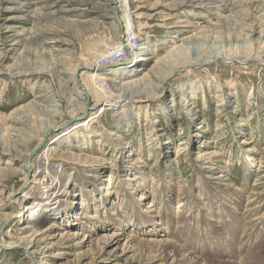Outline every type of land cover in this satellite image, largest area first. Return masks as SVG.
<instances>
[{"label":"rangeland","instance_id":"obj_1","mask_svg":"<svg viewBox=\"0 0 264 264\" xmlns=\"http://www.w3.org/2000/svg\"><path fill=\"white\" fill-rule=\"evenodd\" d=\"M78 1L17 0V4L24 5L26 13L0 16V54L5 56L0 58V140L12 138L14 132L8 130L12 120L23 124L25 134H29L24 140H29V136L37 140L45 125L37 116V109H53L58 99L63 100L51 72L62 69L71 73L81 63L77 58L89 49L87 38L91 35L97 36L105 46L115 43L113 26L100 25L93 30L87 25L88 21H96L94 14L79 17L65 13L76 8ZM247 2L238 0V5ZM160 3V0H147L141 6L148 9L137 11L143 17L135 20V31L142 36L130 52L149 47L139 58L146 57L145 51L151 53L152 47L157 50L156 57L162 59L173 47L181 45L174 38L189 37L196 31L193 28L183 33L167 32L163 25L170 16L158 9ZM6 7L11 6L0 2L1 9ZM227 8L195 16L193 22L200 27L215 23L217 17L231 15ZM33 13L40 15L31 20L25 17ZM45 14L51 18L43 20ZM144 26L147 28L141 29ZM40 31L67 34L60 35L55 46H46L40 45L35 35ZM30 32L33 37L27 39L30 44L26 48L24 44L8 48L9 43L3 41L5 35L22 33L27 38L25 33ZM248 34L244 30L228 39L210 36L186 45L192 51L198 48L203 55L235 52V49L243 52L250 48L246 44L251 43L245 37ZM250 40L253 49L263 42L253 34ZM69 42L75 45V53L71 52ZM239 52L228 62L215 58L187 66L173 74L164 88L150 95L128 96L133 93H127L130 105L122 106V112L105 110L89 130L75 131L76 135L83 133L77 138H84L78 147L72 138L67 145L63 144L65 141H57L58 149L54 156L52 153L54 168L60 184L71 180L75 196L53 192L52 198L61 197L67 211L61 219L63 224L52 219L45 224L56 226L48 239L52 249L35 248L36 262L182 264L171 253L159 254L157 248L162 250L161 245L167 243V247L175 245L182 255L197 264H264V56L246 58ZM154 64L149 63L148 69ZM141 68L137 73L118 78L110 74L107 83L112 87L111 95L122 97L115 83L146 78L147 67ZM37 70L43 72L32 73ZM26 71L30 74L25 75ZM67 88L66 85V91ZM74 93L71 97L79 101ZM65 110L69 113L73 108L68 105ZM91 113L76 109L73 115L80 116L74 120L80 122ZM60 114L65 120L64 113ZM51 122L56 128L38 144L33 157L58 134L60 118L55 117ZM23 151L18 147L14 156L4 155L0 144V236L6 242L15 241L11 235L24 225V219L18 224L2 223L12 212L9 205L32 188V177L21 182L26 153ZM60 154H67V159L59 162ZM11 171L16 172L14 177H10ZM9 194L14 198L8 199ZM75 200L78 205L68 204ZM0 250V264H31L19 247Z\"/></svg>","mask_w":264,"mask_h":264},{"label":"bare ground","instance_id":"obj_2","mask_svg":"<svg viewBox=\"0 0 264 264\" xmlns=\"http://www.w3.org/2000/svg\"><path fill=\"white\" fill-rule=\"evenodd\" d=\"M146 1L147 0H80L78 1L79 3L77 2L78 4L76 8H72L71 10H66L65 13L72 14L73 16L78 15L79 17H82V15L87 16L90 14H94L96 21L95 22L88 21L87 22L88 24L86 23L93 30L98 29L100 25L113 26L115 43L112 46H105L100 42L97 36L91 35L87 38L89 40L88 42L90 45V47L88 46L89 49L86 48L87 51L80 54L77 60L81 61V63L79 65L77 64L74 67V69H72L71 73L63 71L62 69L53 70L51 72V74L55 77V79H57L58 86L61 88V94L63 100L58 99L57 105H54L56 109L55 108L37 109L38 112L37 116L41 117L40 121L45 123L44 126L41 125L42 128L40 129V134L37 140L30 138L31 136L28 137L29 140L27 141L24 140V138H26L29 134L28 135L25 134L23 130V124L17 120H12L11 122L12 124L10 128H8V130L14 132L12 138L6 137L5 139L0 140V144L2 146V154L4 155L6 154V155L14 156L16 150H18V147L24 149L23 152L26 153H25V157L23 156L24 159L21 165L23 171V174L21 175L23 176L22 177L23 179L21 182H23V180L25 181V179L28 176L32 177V182H31L32 188L23 192L21 198L11 202L9 208H11L12 212L11 214L6 215L5 219H3L2 221V223L7 222V223L18 224L22 221V219H24V225L19 230H17L14 233V235H11L13 240L15 241L6 242L4 240L5 239L4 236H0V248L4 249L5 247H11V248L19 247V249L23 251L24 256L28 259L29 262H31V264H39L38 261H37L38 263L36 262V257L34 255L35 248L44 246L42 247V251H43L45 249L46 250L49 249L50 247L48 246L49 245L48 239L50 238L51 234H53V231L55 229L54 227L56 226H54L55 223H51L47 226L45 224L50 219H52L54 222L63 224V221L61 219L65 218L64 213H66L67 211L65 207V203H63L61 197L52 198L53 192H55L59 196L60 195L63 196L67 195L68 197L75 196V194L72 193L74 191V186L70 187L71 180L69 179V181H63L60 184L59 174L57 173V170H55L54 168L55 163L52 160L54 159L53 156L55 155L54 151H57L58 149L57 141L59 142L65 141L63 144L67 145L69 144L68 141L72 138L75 139V142H78L77 145L78 147L79 143L84 142L83 140L84 138L81 139L77 138L83 135V133L81 134L79 133V135L77 133L76 135V132L80 129H83L85 131L89 130V128L94 125V121L99 120L100 115L105 110L109 109L116 111L118 109H121L122 112V110H124L122 106L125 107L126 105H130L129 104L130 101L128 100L129 97H126L127 93H133V94H129L128 96H133L135 94L150 95L156 92L158 88H164L165 83L167 82V80H169V78L173 74H175L176 72L179 73L183 68H186L187 66L198 65L215 58L221 59L224 62H228V60H234L235 59L234 55L238 54L239 52L238 50L235 49V52L234 51L230 52V50H228L227 53L225 51H223V53H221L222 51L220 52L216 51L209 55H203L202 53H199L198 48H196L194 51L190 50V48H188L189 44L186 45V42H190L191 44H193V43H197L199 40H202V38L207 39L210 36L213 37L222 36L223 38L225 37L228 39L231 36H234L235 34L241 35V33L245 30L249 32V34L245 35V37L251 42V43H246L250 46V48L249 49L244 48L246 51L244 50L243 52H239V55L241 54L243 57L246 58H250L251 56H253V58L264 56V0H248L247 4L241 3L242 4L241 7L238 5L240 3V2L238 3V0L237 1L236 0H160L161 3L158 4V9L160 10L163 9L167 11L168 15L170 16L169 19L164 20L166 21V23L163 25V28H165L167 32L178 33L180 31L182 32V31L193 30V28L196 29V31L194 32V35L192 34V36L189 37L174 38L179 40V42L181 41L182 42L181 45L177 48L173 47L172 50H170L167 53V55H165L164 58L162 59L156 57L157 54L155 55V53L157 50L155 48L154 50L152 47L150 48V52L152 51L151 53L145 51L144 55H146V57L139 58L140 56L139 54L142 51L149 49V47L147 48L143 46L140 48L138 47L137 52L136 51H133V53L130 52L133 48L129 50L130 46L128 44L129 41L128 36H131L133 34L132 36L138 39V44H139V37L142 36V33H139L138 30L135 31V25H136L135 20L143 17L142 14H137V11L147 8V6H145V8L141 6L144 3H146ZM0 2H2L3 4L4 3L9 4L11 6L10 8L9 7H6L4 9L0 8V16L8 15L9 17L10 15H12L11 13L24 14L27 12L24 9L23 4L22 5L17 4V0H0ZM55 2L54 4H56ZM227 6H228L227 9L232 11L231 15L225 17L219 16L217 17V21L215 23H210L200 27L198 26V24H195V22H193L195 16L203 15L207 13L220 12L221 9L226 8ZM158 9L155 11H158ZM46 10L47 9H44L45 12ZM157 13L160 14V12ZM46 14L43 17V20L45 19L48 20V18H51ZM36 15L39 16L40 14L33 13L31 16L27 15L25 17L27 19L28 18L32 19ZM189 15H192L193 17L192 16L190 17ZM162 18L165 19L163 16ZM14 19H10V20L14 21ZM69 23L72 24L74 22L71 21ZM139 26L137 25V27ZM145 27L147 28V26H144V28L141 27L140 28L146 29ZM47 33L41 31L37 33L35 32V35L38 36L37 39L39 40L40 45L55 46V44L59 42L60 35L67 34L64 31L63 32L56 31L48 34ZM9 34L5 35L4 33L5 36L3 40L4 43H6L7 45L9 43L8 48L11 47L14 48L17 45H23V44L25 45L26 48L28 47V43H29L27 42V39L29 40L30 38L33 37L31 32L30 34L25 33V35L26 34L28 35L27 38H23L24 36L22 33L21 34L12 33L11 35ZM252 34L258 35L259 39L263 41L260 44L257 43L256 44L257 47L255 49H253L254 45L252 44V40H250ZM56 38L58 40H56ZM69 46L71 48L70 49L71 52L75 53L76 51V48L74 47L75 45L69 42ZM120 50L127 51L126 52L127 58L119 62L114 61L103 65L99 64V61L101 59L107 57L108 55L117 53ZM9 52H11V50H7V53ZM4 57L5 56L4 55L2 56L1 53L0 58L4 59ZM82 58H87V59L83 60ZM151 62L155 64L148 69V65ZM145 66L147 67L144 70L147 73L145 75L146 78L133 79L129 82H126L125 84L115 83L114 87H116L118 92L122 94V97L115 96L116 97L115 98L114 95H111L112 87L111 85L109 86V83H107V81H109L108 77L110 76V74L113 77L118 78L119 75L122 74L137 73L140 71L139 68L141 67L144 68ZM40 72L43 71L41 70L32 71V73H36V74ZM24 73L25 75L30 74L29 71H26ZM66 85L68 87L67 89H69L68 91H66ZM69 85H71V87H69ZM105 86H108V88L106 89ZM92 88L93 90H90ZM72 91L73 92L75 91L76 96L80 98L79 101L71 97V95H73ZM123 95H125V97H123ZM66 96L68 97V99ZM68 105L73 108V110H70L69 113L66 112L67 109L65 110V107H67ZM76 109H79L81 113L85 109L89 112L93 111V113H91L88 117L83 118L82 121L78 122L79 120L76 121L74 119H77V117L80 115L78 116L73 115ZM61 111L64 113L62 115H64L65 120H62V116L60 114ZM55 117L56 118L59 117L61 121L59 123L60 127L56 129L59 130L58 134L54 135L53 139H51L52 141L50 142V144L46 145V147L41 153L33 157L34 151L38 146V144L40 145L44 141V138L49 137V135L52 134L51 131L56 128V125L55 126L51 125L52 123L51 120ZM64 127L66 128L60 130ZM28 141L30 142L33 141V143L32 142L30 143ZM66 155L67 154L57 155L59 157L57 158V160L59 162L64 161ZM10 173H11L10 177H14L16 175L15 171H11ZM61 188L63 189L61 190ZM7 197L8 199H11V197L14 198V196L11 194H9ZM78 203L79 202L77 200H75V202L72 201L68 202V204H74V205L75 204L78 205ZM258 207H256V209ZM28 210L30 211L29 215L24 218V214L27 213ZM247 216L248 215H245V217ZM69 218L71 217L69 216ZM161 246H162L161 249L163 251L160 250V248L159 249L157 248L161 256L162 255L168 256L171 253L172 258L173 257L179 258L178 261H180L182 264H197L196 262H191L190 260H188V257L182 255L180 250L175 245L172 244L171 247L170 246L167 247L168 246L167 243H164V245ZM172 248H174L175 250ZM252 253L255 254L256 252H252ZM190 254L192 258L194 259L196 258L194 254L192 253ZM257 257L258 256H255L256 259ZM217 264H226V263H217Z\"/></svg>","mask_w":264,"mask_h":264},{"label":"built area","instance_id":"obj_3","mask_svg":"<svg viewBox=\"0 0 264 264\" xmlns=\"http://www.w3.org/2000/svg\"><path fill=\"white\" fill-rule=\"evenodd\" d=\"M132 35L128 36L129 37L128 44L130 46L129 50H131V48H134L138 45V39ZM126 52H127L126 50H120L117 53H114L112 55H108L107 57L101 59L99 61V64L103 65V64H107L109 62H114V61L119 62V61L127 58ZM105 87H106V89L108 88V86H105Z\"/></svg>","mask_w":264,"mask_h":264}]
</instances>
